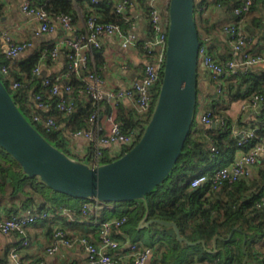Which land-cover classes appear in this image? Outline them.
Segmentation results:
<instances>
[{
    "label": "trees",
    "instance_id": "trees-1",
    "mask_svg": "<svg viewBox=\"0 0 264 264\" xmlns=\"http://www.w3.org/2000/svg\"><path fill=\"white\" fill-rule=\"evenodd\" d=\"M116 3L112 0L99 1L95 9L96 22L116 24L122 29L130 28L132 21L127 10L117 12ZM31 4L44 9L52 16L59 13L68 14L72 25L78 19L73 0H35ZM211 5L218 10V16L222 18L213 20L203 12L205 7ZM240 5L241 0H194V19L199 39L201 40L202 35L209 36L207 51L218 60H225L231 54L230 45L224 53L225 56L219 57L214 53L217 35L221 33L227 36L223 32V28L227 25H241L251 38V42L256 41L255 48L264 43V0H252L248 12L235 13V8ZM163 7L166 10L168 2ZM148 11L147 7V15ZM91 12L86 8L85 20ZM149 32L151 33L150 26ZM51 48L40 45L24 55L9 60L0 40V79L22 114L46 140L71 158L93 164V143H87L85 154L78 155L72 150L75 139L71 133L82 129L94 130L96 123H89L90 115L95 112L101 118L110 110L105 99L95 101L88 93V73L102 80L98 68L102 64L101 48L93 49L84 72L70 73L66 80H58L60 88L55 93L51 92L52 85L57 75L67 70V63L64 70L52 75H42L35 71L42 61L50 59L44 55H47ZM250 50L252 51V44ZM2 66L6 67V72H2ZM198 77L197 71V79ZM45 79L48 80L47 84H43ZM223 80L220 93L215 90V84L210 80L214 89L207 97L204 95V98L200 96L197 85L195 103V111L198 108L200 112L209 111L213 121L223 123L216 127L200 126L194 124L193 120L176 163L168 175L148 192L144 199L112 202L119 206L113 204L114 207L112 206L111 209L104 207L99 212L98 220L125 216L126 220L119 230L123 228L128 234L131 230L144 232L149 244L139 242L152 249L154 264H264V208L257 206L259 200L264 198V164L258 166L255 175L231 182L222 180L213 183L211 177L216 169L234 161L237 150L246 152L256 144H264V67L258 65L238 69L226 75ZM12 81L19 82V86L13 88ZM64 86H69L71 91L65 92ZM159 86V84L155 85L152 89L154 100ZM34 94L40 95L38 101H43L44 107H38L36 104L38 101L32 100ZM254 95L262 97L257 109L249 106ZM61 100L72 104L70 112H64L59 108L58 103ZM235 100H244L247 106L233 121L224 112L223 106ZM154 104L152 103L147 114L140 115L130 103L127 105L118 101L116 120L123 133H135L136 139L133 145L140 138ZM249 108L254 111L251 110L247 115ZM35 115L39 117L38 120L33 118ZM47 118H52L54 124L47 125L45 123ZM234 125H238L239 128H235ZM248 128L253 129V136L239 144V141H243V137L235 131ZM211 145L215 146V151H211ZM132 146L123 149L126 152ZM102 152L104 156L101 157L100 163L120 156L110 158L108 148H103ZM201 174H206L209 179L201 185L191 186V179ZM81 200L89 199L60 193L47 186L39 177L28 176L20 164L0 146L2 214L12 216L27 209L36 213L45 211L49 216L38 220L36 224L42 223L49 231L52 230V224L54 230L55 222L61 220L82 225V230L87 227L91 236L81 232L79 238L84 236L91 242H96L98 231L96 228L93 230L88 223L92 214L82 213ZM147 210V220L161 219L174 222L181 237L191 242L202 240L204 244L190 245L185 241H179L172 225L151 222L138 228L139 221ZM113 229V233L118 231ZM232 229L234 231L229 237ZM216 235L219 238L216 239L214 247L213 239ZM213 248H215L214 252H210L209 250Z\"/></svg>",
    "mask_w": 264,
    "mask_h": 264
},
{
    "label": "built area",
    "instance_id": "built-area-1",
    "mask_svg": "<svg viewBox=\"0 0 264 264\" xmlns=\"http://www.w3.org/2000/svg\"><path fill=\"white\" fill-rule=\"evenodd\" d=\"M101 0H89L88 9L92 11L90 16L85 20V29L82 33L76 35H68L61 37L56 43H54L51 50L44 57L51 60L56 59L60 50L65 49V55L67 60V70L61 72L55 78V82L52 85L51 92L55 93L59 90L60 86L58 80H66L70 73L84 72L83 70L87 66V61L92 55V51L95 48H101V38L103 35L116 34L121 39V46L124 48L133 47L136 45L137 36L132 29V26L128 29H122L119 25L112 23H99L96 22L95 9ZM155 0H147L148 6V22L151 27V33L149 40L142 44V51L146 64L140 71V77L137 78L132 84L125 89H105L101 87V79L92 73H88L87 79L88 93L90 98L97 101L99 99H105L110 110L103 115V123L99 120L100 115L95 112L89 117V123H96L94 130L82 129L71 133L73 139L84 138L87 143H93V163H100V159L104 156L102 152L103 148H108V156L114 158L117 155H122V146H132L135 141V133L125 134L121 131L120 125L116 120V110L118 101L120 98L126 97L131 106L134 108L137 114L145 115L149 112V109L154 104L153 99V87L160 85L162 79V73L165 61V49L167 38V9L164 10L159 5L154 3ZM130 0H119L116 3L115 10L117 12H124L127 8ZM168 2V0H167ZM252 0H241V5L235 8V13L248 12ZM213 8V5H211ZM211 6L204 8L206 14ZM21 11L34 20L37 24L34 35L40 37L47 32L54 31L60 26L64 32H70L73 30L71 17L65 13H59L55 16L50 15L44 9L33 6L30 2H24L21 6ZM223 32L229 36L231 54L225 60H218L214 58L207 51V46L210 42L209 36L202 35L200 40V46L198 49L199 65L204 67L211 80L215 84V90L220 93L221 87L224 82L223 78L229 73H234L238 69H245L247 67L258 66L264 64V55L253 53L250 50L252 44L251 38L246 34L241 25L230 24L223 28ZM5 43V52L9 60L14 59L20 55L27 47L31 45L29 41H17L10 37L6 32H0V40ZM152 50L154 52H152ZM49 56V57H48ZM2 72H6V67L2 66ZM36 72H40V67L35 69ZM48 80L45 79L43 84H47ZM11 86L16 88L19 86V82L12 81ZM65 92H70L69 86H64ZM40 95L34 94L32 100L38 101ZM262 100L261 96L254 95L251 99L250 107L257 109ZM154 101V102H153ZM38 107H44L43 101L36 102ZM59 108L64 112H70L72 109L71 103H65V100H61ZM247 106L244 103L243 108ZM209 111H201L199 114V122L203 125H211L216 122L217 126L219 121H213L211 119ZM38 120L39 117L35 115L33 117ZM47 125H53L52 118H47L45 121ZM239 136L243 137V141H239V144L244 143L251 136H253V129H242L235 131ZM86 149V148H85ZM211 151H215V146H210ZM260 154H264V144H256L249 148L248 151L242 152L237 156L230 164L222 166L216 169L213 173L212 181L217 183L218 181L227 180L229 182L238 180L243 177L250 176V168L257 163L260 158ZM210 177V178H211ZM206 174H201L193 177L190 181L191 186L201 185L204 181L208 180ZM219 183V182H218ZM87 202L82 204V213L92 214V218L88 221L98 231L97 241L91 242L87 237L77 238V242L82 246L85 254V264H118L117 252L120 248V241L113 233L115 228L119 230V227L123 225L126 220L125 216L122 217H109L106 220H98L99 212L104 207L109 209L111 206H107L104 202L96 199L86 200ZM257 206L264 208V198H261L257 203ZM48 212H33L29 209L14 214L12 216H0V232L4 234H14L21 236L19 244L25 246L28 244V239L25 237L26 229L30 225L36 223L38 220L47 218ZM58 228V227H57ZM55 228V237L59 238V241H55L50 247L46 249V252L52 254L60 250L62 246L69 247L73 244V241L69 238H65L64 233L59 228ZM75 242V241H74ZM129 258L133 264H144L147 258L152 254V249L148 246L142 245L137 242H130ZM18 247H14L10 256L16 258ZM17 264H44L42 260L32 259L29 261H17Z\"/></svg>",
    "mask_w": 264,
    "mask_h": 264
},
{
    "label": "water",
    "instance_id": "water-1",
    "mask_svg": "<svg viewBox=\"0 0 264 264\" xmlns=\"http://www.w3.org/2000/svg\"><path fill=\"white\" fill-rule=\"evenodd\" d=\"M167 17L164 68L150 118L138 141L108 162L88 164L52 145L22 114L0 79V146L28 176L72 197L117 203L144 199L168 175L194 120L200 39L194 0H168ZM147 216L148 210L138 228L151 222L172 225L179 241L204 244L181 237L174 222Z\"/></svg>",
    "mask_w": 264,
    "mask_h": 264
},
{
    "label": "crops",
    "instance_id": "crops-1",
    "mask_svg": "<svg viewBox=\"0 0 264 264\" xmlns=\"http://www.w3.org/2000/svg\"><path fill=\"white\" fill-rule=\"evenodd\" d=\"M33 3L35 0H0V32H6L10 37L17 41H29L31 45L27 47L21 55H24L33 49L44 45L46 48L53 47L61 37L65 35H76L82 33L85 29V17L84 13L88 8L87 0H73V5L76 10L78 19L73 25V30L70 32H64L63 29L58 26L54 31L47 32L40 37H36L34 32L37 24L34 20L26 16L21 11V6L24 2ZM119 0H112L116 3ZM167 0H155L154 3L161 8L166 4ZM147 0H130L127 10L131 21L132 29L137 36L136 45L133 47L124 48L121 46V39L116 34L103 35L101 38V53L102 64L98 66L100 69L102 83L101 87L105 89H125L130 86L139 76L142 67L146 64L142 51V43L149 40V22L147 18ZM164 8V7H163ZM218 10L211 8L206 15L213 20H218L222 17L218 16ZM2 46L5 47V43L1 39ZM256 41L252 43V52L264 55V43L255 48ZM229 36L218 33L217 41L214 44V53L216 56L221 57L228 50ZM254 48V49H253ZM225 56V55H224ZM93 62V61H92ZM66 55L65 49L62 48L56 57V59L44 60L40 63V73L42 75H52L61 72L66 67ZM264 67V64H260ZM201 73L197 79V85L200 89V96L207 97L208 93L214 89V85L211 84L210 76L207 70L200 66ZM120 102L129 104L130 101L126 97L120 98ZM245 101L235 100L231 101L226 106H223L224 112L228 114L233 121L237 118L239 112L243 109ZM235 110V111H234ZM251 110L249 108L250 114ZM233 111V112H232ZM100 122L103 123V117L101 116ZM198 125L203 126L198 122ZM205 126V125H204ZM235 128H239L238 125H234ZM86 140L84 138H77L73 141L72 150L78 155H84L86 152ZM242 150H237L235 156L242 154ZM264 164V154H260V158L255 165L250 168V175H255L258 166ZM3 212L0 211L1 215ZM66 221L55 222V228L60 227L65 235V238H69L73 241V244L69 247L62 246L60 250L49 254L46 249L50 247L55 241H59L58 237H55V231H49L42 223L32 224L26 229V237L28 244L22 246L19 244L21 240L20 236L14 234H4L0 232V264H17V261H29L32 259L42 260L44 264H85V254L82 246L77 242L79 234L86 233L91 236L90 230L86 227L82 230V225H75V223H65ZM94 230V227L90 225ZM91 229V230H92ZM120 241V248L117 252L118 264H132L129 258L128 245L132 242V237L122 231L121 229L114 233ZM75 241V242H74ZM14 247H18L17 256L13 258L10 256ZM153 253L147 258L144 264H154Z\"/></svg>",
    "mask_w": 264,
    "mask_h": 264
},
{
    "label": "rangeland",
    "instance_id": "rangeland-1",
    "mask_svg": "<svg viewBox=\"0 0 264 264\" xmlns=\"http://www.w3.org/2000/svg\"><path fill=\"white\" fill-rule=\"evenodd\" d=\"M197 71L199 72V75H200V73H201V69H200V65L198 64V67H197ZM235 111V110H234ZM233 112V111H232ZM199 114H200V108H198L196 111H195V115H194V124H198V122H199ZM125 147H128V146H125V145H123L122 146V153H124L125 151H124V149L123 148H125ZM80 202H82V203H85V202H87V201H80ZM107 203V206H111V207H109V209H111L112 208V206H113V204L114 203H112V202H106ZM115 206H119V205H117V204H114ZM114 207V206H113ZM122 231H123V228L121 229ZM131 237H132V240H133V242H142V243H147V244H149V241H148V239H147V236H146V234H144V232H139L138 230H131L130 231V234H129ZM139 242V243H140ZM141 244V243H140Z\"/></svg>",
    "mask_w": 264,
    "mask_h": 264
}]
</instances>
